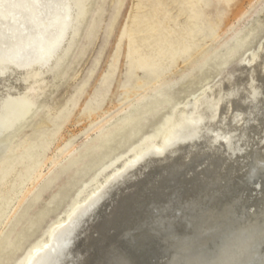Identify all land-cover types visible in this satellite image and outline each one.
<instances>
[{
  "label": "bare ground",
  "instance_id": "6f19581e",
  "mask_svg": "<svg viewBox=\"0 0 264 264\" xmlns=\"http://www.w3.org/2000/svg\"><path fill=\"white\" fill-rule=\"evenodd\" d=\"M103 1L0 0V164L49 124L48 101L78 76ZM191 83L141 120L146 134L82 181L12 264H264V36ZM63 139L11 214L74 150Z\"/></svg>",
  "mask_w": 264,
  "mask_h": 264
},
{
  "label": "rangeland",
  "instance_id": "374dc122",
  "mask_svg": "<svg viewBox=\"0 0 264 264\" xmlns=\"http://www.w3.org/2000/svg\"><path fill=\"white\" fill-rule=\"evenodd\" d=\"M102 9L88 40L83 39L87 47L76 64L78 76L48 101L57 107L49 124L0 164L5 183L0 187V261L19 246L7 264L82 181L146 134L147 124L163 112L162 104L195 88L191 81L197 72L215 75L230 67L264 36V0H104ZM144 117L149 121L141 125ZM60 135L61 148L75 145L74 150L11 214Z\"/></svg>",
  "mask_w": 264,
  "mask_h": 264
}]
</instances>
